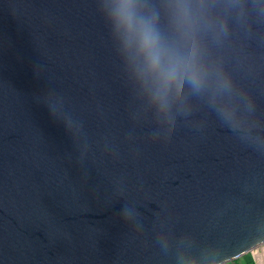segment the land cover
<instances>
[{
    "label": "water",
    "instance_id": "1",
    "mask_svg": "<svg viewBox=\"0 0 264 264\" xmlns=\"http://www.w3.org/2000/svg\"><path fill=\"white\" fill-rule=\"evenodd\" d=\"M115 2L0 0V264H227L264 245L237 254L264 239V0H134L181 53L179 6L198 22L211 76L169 97L174 126Z\"/></svg>",
    "mask_w": 264,
    "mask_h": 264
},
{
    "label": "clouds",
    "instance_id": "2",
    "mask_svg": "<svg viewBox=\"0 0 264 264\" xmlns=\"http://www.w3.org/2000/svg\"><path fill=\"white\" fill-rule=\"evenodd\" d=\"M201 16L206 15L204 5H199ZM186 33L191 37L190 50L181 53L177 48L166 45L156 32L152 23L144 20L137 13L134 0H116L109 19L118 36L125 42V52L134 54L142 61V78H148L155 85L153 97L160 114L174 126L169 115L168 101L173 97L178 104H183L186 97V86L195 92L207 87L211 73L201 60L200 44L196 39L198 22L190 15L189 6H179ZM134 45V48L132 47ZM230 81L224 78L223 86ZM225 119L233 118V111L225 107L222 110ZM235 253L222 256L219 250L206 255L185 254L183 264H221L231 260Z\"/></svg>",
    "mask_w": 264,
    "mask_h": 264
},
{
    "label": "built area",
    "instance_id": "3",
    "mask_svg": "<svg viewBox=\"0 0 264 264\" xmlns=\"http://www.w3.org/2000/svg\"><path fill=\"white\" fill-rule=\"evenodd\" d=\"M248 255L252 257L253 264H258V260H257L258 256L259 255L264 256V245L255 248Z\"/></svg>",
    "mask_w": 264,
    "mask_h": 264
},
{
    "label": "snow or ice",
    "instance_id": "4",
    "mask_svg": "<svg viewBox=\"0 0 264 264\" xmlns=\"http://www.w3.org/2000/svg\"><path fill=\"white\" fill-rule=\"evenodd\" d=\"M259 244H264V239H261L259 241H255V242L246 243L244 245V247L238 249L237 254H239V252H241V251H248L251 248L258 246Z\"/></svg>",
    "mask_w": 264,
    "mask_h": 264
},
{
    "label": "rangeland",
    "instance_id": "5",
    "mask_svg": "<svg viewBox=\"0 0 264 264\" xmlns=\"http://www.w3.org/2000/svg\"><path fill=\"white\" fill-rule=\"evenodd\" d=\"M237 261H238L237 264H253L252 257L250 255L243 256L237 259Z\"/></svg>",
    "mask_w": 264,
    "mask_h": 264
},
{
    "label": "crops",
    "instance_id": "6",
    "mask_svg": "<svg viewBox=\"0 0 264 264\" xmlns=\"http://www.w3.org/2000/svg\"><path fill=\"white\" fill-rule=\"evenodd\" d=\"M238 263V261L236 260V261H234V262H230V263H228V264H237Z\"/></svg>",
    "mask_w": 264,
    "mask_h": 264
}]
</instances>
